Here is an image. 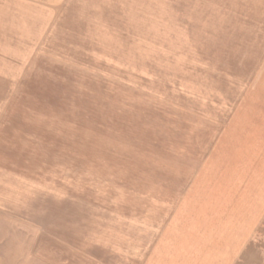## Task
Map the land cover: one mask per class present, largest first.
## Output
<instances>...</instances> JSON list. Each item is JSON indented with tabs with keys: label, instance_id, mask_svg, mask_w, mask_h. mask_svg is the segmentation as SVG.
Segmentation results:
<instances>
[{
	"label": "rangeland",
	"instance_id": "rangeland-1",
	"mask_svg": "<svg viewBox=\"0 0 264 264\" xmlns=\"http://www.w3.org/2000/svg\"><path fill=\"white\" fill-rule=\"evenodd\" d=\"M0 264H264V0H0Z\"/></svg>",
	"mask_w": 264,
	"mask_h": 264
}]
</instances>
